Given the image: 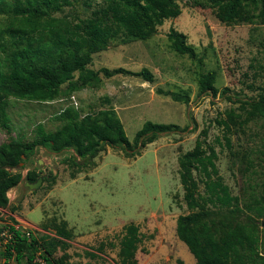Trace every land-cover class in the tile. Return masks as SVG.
Returning <instances> with one entry per match:
<instances>
[{
  "label": "rangeland",
  "instance_id": "obj_1",
  "mask_svg": "<svg viewBox=\"0 0 264 264\" xmlns=\"http://www.w3.org/2000/svg\"><path fill=\"white\" fill-rule=\"evenodd\" d=\"M36 1L0 0V29H6L13 21L14 9L34 6ZM69 1L59 10L46 8V14L37 21L63 17L75 23L113 0ZM176 1L180 14L163 20L151 37L139 40L121 32L109 40L104 50L92 54L87 67L98 71L97 85L45 102L3 95L11 131L0 125V144L16 135L32 139L37 123H42L46 130H54L62 123L56 118L57 113L67 106L78 109L81 116L113 108L129 141L146 120L173 124L176 130L160 134L141 148L140 155L132 157H126L120 148L107 146L93 159V164L73 178L61 162L71 151L54 153L39 147L22 169V180L7 192L10 203L6 208L0 207V229L13 223L28 232V237L41 241L54 236V222L65 220L72 234L67 239V248L58 249L55 257L65 254L68 264H122L121 240L125 226L133 223L140 237L134 264H195L175 230L178 216L189 212L179 181L178 158L193 147L200 131L207 128L206 141L217 151L215 164L222 184L227 186L230 196L240 197L238 219L244 222L254 217L258 221V254L264 264V218L246 208L249 198L243 195L247 189L258 194L264 183V116L233 125L229 146L224 145V129L217 122L226 119L230 110L239 113L240 118L247 116L249 106L243 102L264 95V23L226 24L200 0ZM170 28L186 36L195 58L173 49L167 37ZM34 36L33 44L42 51L43 60L58 58L63 48L61 41L49 34ZM29 37L22 32L0 34V72L8 70L7 52L23 47ZM103 67H122L133 72L146 68L152 81L128 73L108 77L100 70ZM207 71L215 72V95L209 92L199 95L197 75ZM77 76L76 71L74 79ZM158 90L186 94L189 101H174ZM29 168L44 176L34 189L23 179ZM194 175L199 202L218 221L226 211L220 203L210 200L202 175L196 172ZM3 252L4 244H0V264H17L14 252L9 258ZM39 253L36 252V260L43 263Z\"/></svg>",
  "mask_w": 264,
  "mask_h": 264
},
{
  "label": "trees",
  "instance_id": "obj_2",
  "mask_svg": "<svg viewBox=\"0 0 264 264\" xmlns=\"http://www.w3.org/2000/svg\"><path fill=\"white\" fill-rule=\"evenodd\" d=\"M200 2L211 7L215 16L226 24L239 21L264 23V0ZM70 3L69 0H37L34 6L17 7L14 9L13 21L6 29H0L2 35L7 31L17 35L22 32L28 37L32 34L23 47L7 52L8 70L0 72V125L8 132L11 127L4 111V94L45 102L85 86H95L99 82L98 71L87 67L92 62L93 53L104 50L109 40L121 32L133 39L145 40L155 33L156 26L163 20L177 17L181 12L176 0H113L104 7L94 9L90 16L78 18L75 23L63 17L45 22L37 21V18L46 14V8L59 10L62 5ZM38 33L49 34L54 40L62 42L63 48L54 61L43 60L42 51L34 46L33 35ZM167 37L177 53L195 58V51L186 43L183 33L170 28ZM39 56L42 60H39ZM196 60L201 62V58ZM100 70L108 77L128 73L141 75L146 81H152V74L146 68L138 72L122 67H103ZM76 71L78 76L74 79ZM214 81V71L199 72V95L208 92L215 95L217 88ZM64 84L66 86L62 89ZM158 93L169 95L174 101H189L188 95L183 93L162 90H158ZM243 103L249 106L247 116L240 118L239 113L230 110L226 113V119H217L224 129L223 139L226 146L230 145L229 133L233 125L244 124L255 116H264V95ZM56 118L62 123L54 130H46L42 123H37L32 139L24 140L23 136L16 135L0 144L1 208L9 206L8 190L22 180V169L39 147L54 153L71 151L72 154L63 156L61 162L67 166L69 175L73 178L83 168L93 164V159L107 146L120 148L126 157H132L140 155L141 148L156 140L160 134L176 130L173 124L146 120L135 133L133 140L129 141L113 108L81 116L78 109L67 106L57 113ZM207 134V128H203L199 133L203 136L198 135L193 147L178 158L179 181L189 212L178 216L176 234L193 255L195 264H263L258 254V221L254 217L247 218L244 222L238 219L236 214L241 211L237 205L240 197L230 196L227 186L222 184L215 164L217 151L206 141ZM194 172L202 175L210 200L220 203L226 211L218 221L214 220V213L197 198L198 183ZM37 177L35 168H29L23 179L33 182ZM260 188L256 195L249 189L243 191V195L247 194L249 198L246 208L255 216L264 218V183ZM52 226L55 230L54 236L40 241L28 237L23 230L13 226V223L5 225L0 229V244H4L3 254L9 258L14 252L17 264H68L65 254L59 257L54 254L58 249L67 248V239L72 232L67 228L65 220L61 223L54 222ZM139 238L135 224L125 226L119 252L122 264H134L133 255ZM27 252L28 255H25ZM36 252H40L43 263L36 260Z\"/></svg>",
  "mask_w": 264,
  "mask_h": 264
},
{
  "label": "water",
  "instance_id": "obj_3",
  "mask_svg": "<svg viewBox=\"0 0 264 264\" xmlns=\"http://www.w3.org/2000/svg\"><path fill=\"white\" fill-rule=\"evenodd\" d=\"M22 164V163H20ZM44 176L43 175H39L35 181L33 182H25V184L30 187L31 189H34V188H37L41 183H42V180H43ZM50 177H48L49 179Z\"/></svg>",
  "mask_w": 264,
  "mask_h": 264
},
{
  "label": "built area",
  "instance_id": "obj_4",
  "mask_svg": "<svg viewBox=\"0 0 264 264\" xmlns=\"http://www.w3.org/2000/svg\"><path fill=\"white\" fill-rule=\"evenodd\" d=\"M26 234L28 235L29 233L27 232Z\"/></svg>",
  "mask_w": 264,
  "mask_h": 264
}]
</instances>
